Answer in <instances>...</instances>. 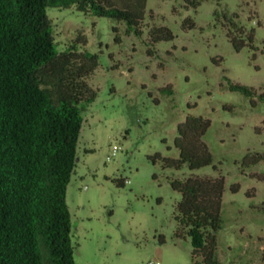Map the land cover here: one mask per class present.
I'll use <instances>...</instances> for the list:
<instances>
[{"label": "rangeland", "instance_id": "1", "mask_svg": "<svg viewBox=\"0 0 264 264\" xmlns=\"http://www.w3.org/2000/svg\"><path fill=\"white\" fill-rule=\"evenodd\" d=\"M184 3L149 0L141 35L128 33L126 22L114 17L48 7L59 50L82 35L87 41L79 49L99 54L88 78L98 95L83 111L68 186L81 264H199L191 238L175 236L182 193L170 182L192 173L226 177L220 264H264V179L257 175L264 174V160L244 165L249 151L264 152V0H203L197 8ZM189 15L196 26L185 29ZM234 23L255 30V47L235 48L228 35ZM153 24L170 26L175 38L152 44ZM227 77L258 95L230 89ZM168 85L173 92L164 90ZM189 114L211 119L204 139L214 164L192 170L154 163L148 156L158 151L179 156L178 125ZM118 145L119 153L108 158ZM121 178L130 181L120 186Z\"/></svg>", "mask_w": 264, "mask_h": 264}, {"label": "trees", "instance_id": "2", "mask_svg": "<svg viewBox=\"0 0 264 264\" xmlns=\"http://www.w3.org/2000/svg\"><path fill=\"white\" fill-rule=\"evenodd\" d=\"M148 1L0 0V264H81L75 257L68 186L77 165L83 111L98 95L88 78L99 65V54L79 49L77 44L87 41L82 35L59 50L48 7L114 17L126 22L128 33L141 35ZM184 1L185 7L197 8L203 0ZM195 26L191 15L184 19L185 29ZM149 27L152 44L175 38L168 25ZM228 35L237 50L255 47L254 29L234 23ZM227 79L230 89L258 95L255 87ZM164 90L173 92L171 85ZM259 96L264 100V92ZM210 125L209 117L187 115L175 138L179 156L158 151L149 159L177 169L214 164L204 139ZM261 160L264 152L249 151L244 165ZM257 175L264 179V174ZM170 182L182 193L174 212L175 236L191 238L197 263L220 264L218 231L224 223L226 177L192 173ZM118 184L125 180L118 179ZM239 187L234 184L232 189Z\"/></svg>", "mask_w": 264, "mask_h": 264}, {"label": "built area", "instance_id": "3", "mask_svg": "<svg viewBox=\"0 0 264 264\" xmlns=\"http://www.w3.org/2000/svg\"><path fill=\"white\" fill-rule=\"evenodd\" d=\"M122 149V146L120 145H118V146H114L113 147V149H112V152H111V154L108 156V158H112L113 156H116L118 153H119V151ZM130 180L129 179H127L125 182H129ZM151 263H154V264H161V262L160 261H156V262H154V261H152Z\"/></svg>", "mask_w": 264, "mask_h": 264}]
</instances>
